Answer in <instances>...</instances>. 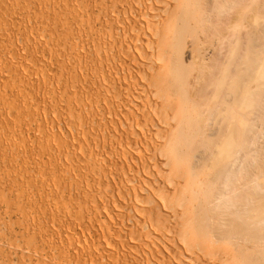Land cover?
Listing matches in <instances>:
<instances>
[{
    "label": "bare ground",
    "instance_id": "bare-ground-1",
    "mask_svg": "<svg viewBox=\"0 0 264 264\" xmlns=\"http://www.w3.org/2000/svg\"><path fill=\"white\" fill-rule=\"evenodd\" d=\"M0 208L8 257L264 264V0H0Z\"/></svg>",
    "mask_w": 264,
    "mask_h": 264
},
{
    "label": "rangeland",
    "instance_id": "rangeland-1",
    "mask_svg": "<svg viewBox=\"0 0 264 264\" xmlns=\"http://www.w3.org/2000/svg\"><path fill=\"white\" fill-rule=\"evenodd\" d=\"M14 220L15 218H11L10 214L5 213L2 210V208H0V264H22L24 260L26 261V264L27 263L28 264H34V263L41 264L39 260L36 261L37 259H34L35 261L34 260L31 261L25 255L23 256V254H26L27 251L24 250L22 246L21 248L18 249V251H12L10 257L7 256V253H9L12 250L10 245L13 241H14L13 243H16L19 245L23 244V241L21 240L20 235L17 234V232H19L20 230H17L16 232L14 230H11V228L8 226V225H13ZM1 248L4 249V252L1 251Z\"/></svg>",
    "mask_w": 264,
    "mask_h": 264
}]
</instances>
